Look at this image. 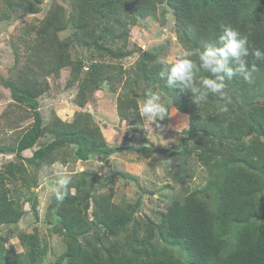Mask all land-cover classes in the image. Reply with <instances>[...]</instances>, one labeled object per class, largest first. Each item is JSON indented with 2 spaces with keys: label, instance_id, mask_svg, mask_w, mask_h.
<instances>
[{
  "label": "rangeland",
  "instance_id": "obj_1",
  "mask_svg": "<svg viewBox=\"0 0 264 264\" xmlns=\"http://www.w3.org/2000/svg\"><path fill=\"white\" fill-rule=\"evenodd\" d=\"M73 1L14 0L7 5L0 0V15L6 16L0 18V170L9 162H16L23 165L26 177L16 186L8 185L14 190L21 188L26 199V212L17 223L0 224V264H30L28 235H34L39 245V259L33 264L69 263L67 237L62 229L64 221L59 214L61 201L55 199L52 191L55 187L54 164L62 167L71 178L69 192L80 193L77 218L82 222L80 226L85 228L84 234L78 236L82 242H92L94 237L101 239L105 234L104 228L95 223L93 210L94 202L109 200L110 204L127 205L128 211L133 212L134 224L130 232L136 230L142 234L139 238L144 239L145 225L153 226L154 241H161L184 264H193L187 251L162 236L160 228L171 205L190 193L198 192L202 196L204 191L209 202L215 203L214 187L218 179L211 183L213 178L205 160L211 158L214 161L215 155L208 150L203 156V148L191 149L188 154L179 153L183 148L184 131L191 125V115L179 110L160 84L148 80L149 74L143 75L136 64L144 51L152 52L160 59L175 60L187 50L178 36L174 12L167 4H162L154 15L138 18L125 33L116 29L119 36L110 35L98 45L80 43L75 37L77 29L70 19ZM59 8L66 20L60 30L55 22L58 17L51 15ZM60 43L67 45L61 54L70 58L62 67L58 65L56 55L51 57L56 53L51 45L60 49ZM124 46L128 54L120 57L119 48ZM93 66H96V75L102 79L100 86L84 88L83 99H79L82 79ZM5 82L30 88L39 102L44 125H52L55 117L65 123L78 121L81 126H91L93 131L98 128L110 146L163 147L177 153L169 156L133 149L113 153L109 159L101 154H91L89 159L83 160L77 154V144L66 142L42 161H33L34 150L46 146L58 134L48 131L36 145L18 154L19 139L34 121L33 108L25 100L14 99ZM228 88L227 84L229 97ZM149 90L158 93L160 102L168 109V115L159 121L160 127L139 115V107ZM126 95H129V99L124 100L130 107L128 119L119 113V100ZM134 101H137V108L131 106ZM256 104L264 114L262 88ZM241 139L251 143L250 147L260 140L264 143L263 136L255 131ZM189 141L190 148L199 141L209 148V137ZM229 143L236 146L240 141ZM217 153L224 156L222 152ZM251 161L252 166H247L245 172L259 176L263 181L254 222L264 230V155H255ZM44 168L48 170L47 176L43 174ZM241 227L234 226L229 231L226 237L229 248L236 245ZM106 243L110 245L108 240Z\"/></svg>",
  "mask_w": 264,
  "mask_h": 264
},
{
  "label": "trees",
  "instance_id": "obj_2",
  "mask_svg": "<svg viewBox=\"0 0 264 264\" xmlns=\"http://www.w3.org/2000/svg\"><path fill=\"white\" fill-rule=\"evenodd\" d=\"M4 2L10 5L14 0ZM73 4L70 19L75 24V37L80 43L101 45L110 35L119 36L116 29L125 33L126 28L136 23L138 18L152 16L160 5L167 4L174 12L177 33L186 49L201 48L204 42L215 43L222 26H230L247 37L250 53L254 49L264 51V0H74ZM51 15L58 17L55 22L58 29H62L66 22L63 10H54ZM3 17L6 16L0 15V18ZM124 39L127 41V37ZM51 46L56 52L51 57L56 55L59 58L60 67L67 65L70 58L61 54L67 45L60 43V49ZM119 50L120 57L128 54L126 46ZM141 56L136 63L139 71L145 76L149 74L148 80L160 84L172 97L176 107L191 115V125L184 131L183 148L179 153L188 154L191 149L203 148V156H206L210 150L215 160H205L213 178L211 183L218 179L214 187L217 193L214 204L209 202L204 191L202 196L198 192L188 194L171 205L164 214L160 233L167 240L180 244L193 264H264V230L254 222L263 181L259 176L245 172L247 166H252L251 159L255 155H264V143L260 140L250 147L251 143L247 144L241 139L252 131L264 138V114L260 113V105L256 104L261 88L264 89V63L256 61L251 55L245 58L249 67L252 63L257 64L258 71L253 73L254 83L247 84L237 77L226 80L229 85V110L221 112L218 106L222 102L212 94L209 93L198 104L193 103L190 90L181 91L178 85L168 86L166 77L161 80L158 74L164 70V65L159 63L157 55L144 51ZM193 59L198 64L197 59ZM95 72L96 66H93L82 79L79 99H83L84 88L100 86L102 79ZM208 75L203 70L195 72L194 83L198 84L199 78ZM5 85L11 89L14 99L25 100L33 108L34 121L19 139L18 154L36 145L48 131L58 134L55 140L34 150L33 161H42L66 142L77 144V154L83 160L89 159L91 154H101L109 159L113 153L133 149L169 156L177 153L163 147L110 146L98 128L93 131L91 126H81L78 121L65 123L55 117L52 125H44L39 102L30 88L16 82H5ZM126 99H129V95L119 100V113L128 119L130 107L124 103ZM136 102L131 106L137 108ZM131 121H136V118H131ZM204 137L210 139L209 148L200 141L190 148L191 138L199 140ZM232 140L240 143L233 146L229 143ZM217 152H222L224 156ZM23 169L22 164L9 162L5 169L0 170V224L17 223L26 212V199L21 188L14 190V187L8 186H16L18 181L26 180ZM80 197V193H70L59 207L64 221L62 229L67 237L68 264H184L161 241L153 240V226L145 225L147 233L144 239L139 238L142 234L138 231L130 232L134 224L133 212L128 211L127 205L110 204L109 200L94 202L93 210L95 223L104 228L105 234L101 239L94 237L92 242H82L78 236L84 234L85 228L80 226L82 222L77 218ZM234 226L242 227L236 245L229 248L226 237ZM26 237L31 241L27 258L33 264L39 259V245L34 235ZM23 241L27 242L25 237Z\"/></svg>",
  "mask_w": 264,
  "mask_h": 264
},
{
  "label": "clouds",
  "instance_id": "obj_3",
  "mask_svg": "<svg viewBox=\"0 0 264 264\" xmlns=\"http://www.w3.org/2000/svg\"><path fill=\"white\" fill-rule=\"evenodd\" d=\"M249 55L256 61L264 63V51L260 49L249 50V41L237 30L230 26H222V31L216 38L215 43L204 42L201 48L187 49L175 60L160 59L159 63L164 65V70L159 72V78L166 77V84L171 87L179 86L181 91L192 92V102L204 101L208 94L216 97L222 103L219 104V111L227 112L228 94L226 92L227 81L233 77L242 79L247 84L254 83L253 73L258 71L256 63L249 67L245 59ZM195 57L198 61H194ZM203 70L208 76L199 78L198 84L194 83L195 72ZM158 93L149 90L146 99L139 107V115L143 120L155 123L160 127L159 121L164 120L168 115V109L161 102ZM55 168V187L52 189L55 199L63 201L70 195L68 185L71 178L58 164ZM47 176V168L43 169Z\"/></svg>",
  "mask_w": 264,
  "mask_h": 264
}]
</instances>
